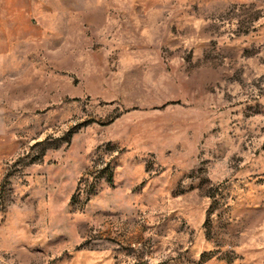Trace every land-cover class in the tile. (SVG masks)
Returning a JSON list of instances; mask_svg holds the SVG:
<instances>
[{
	"label": "rangeland",
	"instance_id": "374dc122",
	"mask_svg": "<svg viewBox=\"0 0 264 264\" xmlns=\"http://www.w3.org/2000/svg\"><path fill=\"white\" fill-rule=\"evenodd\" d=\"M0 264H264V0H0Z\"/></svg>",
	"mask_w": 264,
	"mask_h": 264
}]
</instances>
